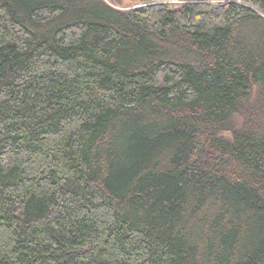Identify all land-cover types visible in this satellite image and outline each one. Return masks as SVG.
<instances>
[{"label": "trees", "instance_id": "obj_1", "mask_svg": "<svg viewBox=\"0 0 264 264\" xmlns=\"http://www.w3.org/2000/svg\"><path fill=\"white\" fill-rule=\"evenodd\" d=\"M240 1L0 0V264H264V0Z\"/></svg>", "mask_w": 264, "mask_h": 264}, {"label": "rangeland", "instance_id": "obj_2", "mask_svg": "<svg viewBox=\"0 0 264 264\" xmlns=\"http://www.w3.org/2000/svg\"><path fill=\"white\" fill-rule=\"evenodd\" d=\"M104 1L114 8H117L120 10H128L130 8L141 7V6L152 4V3L168 4L172 8L174 7L177 8L185 2H192V1H195V2L202 1V2L209 3L211 6H218L230 0H154L150 2H145L143 0H104ZM236 1L241 2L240 0H236ZM254 90H255V86H254ZM234 120L236 122V125L240 124L242 121L241 115H236L234 117ZM221 135L225 137L231 136L230 131H223L221 132Z\"/></svg>", "mask_w": 264, "mask_h": 264}]
</instances>
